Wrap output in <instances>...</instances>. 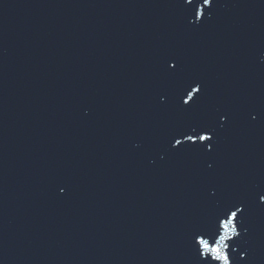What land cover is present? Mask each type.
<instances>
[{"label": "water", "instance_id": "1", "mask_svg": "<svg viewBox=\"0 0 264 264\" xmlns=\"http://www.w3.org/2000/svg\"><path fill=\"white\" fill-rule=\"evenodd\" d=\"M188 7L0 0V264H192L191 231L236 198L230 259L264 264V0H216L196 28ZM193 76L206 92L178 111ZM200 120L213 151H167Z\"/></svg>", "mask_w": 264, "mask_h": 264}, {"label": "snow or ice", "instance_id": "2", "mask_svg": "<svg viewBox=\"0 0 264 264\" xmlns=\"http://www.w3.org/2000/svg\"><path fill=\"white\" fill-rule=\"evenodd\" d=\"M216 0H182L183 5L190 7L183 9L185 19L191 27H199L210 18ZM165 71L169 69V75H178L180 72L178 63L166 61ZM206 92L205 83L198 77L186 79L176 96L175 107L178 111L188 112L194 109ZM161 102L166 103L164 97ZM219 121H226L227 114H217ZM252 119H255L253 116ZM217 128L206 120L191 121L174 127L169 134L167 151H189L208 153L213 151ZM179 146V147H178ZM211 167V165H209ZM61 192L65 189L61 188ZM215 195V193H213ZM256 203L264 206V189L253 194ZM247 200L242 198L223 199L215 205L212 214L203 219L192 231L188 239V247L192 255V264H240L245 259L243 251L239 259H230L229 248L234 253L239 247L237 243L244 227V212ZM238 213L241 216L238 219ZM239 225V230H238ZM236 238V240H234ZM230 241L233 243L230 245Z\"/></svg>", "mask_w": 264, "mask_h": 264}]
</instances>
